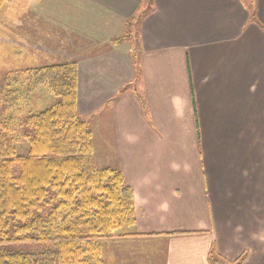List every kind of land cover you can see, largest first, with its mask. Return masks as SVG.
I'll return each mask as SVG.
<instances>
[{
  "label": "crops",
  "instance_id": "crops-1",
  "mask_svg": "<svg viewBox=\"0 0 264 264\" xmlns=\"http://www.w3.org/2000/svg\"><path fill=\"white\" fill-rule=\"evenodd\" d=\"M146 1L1 9H23L26 48L77 62L94 145L134 190L135 225L104 243L110 264H211L212 248L264 264V0H153L136 18Z\"/></svg>",
  "mask_w": 264,
  "mask_h": 264
},
{
  "label": "trees",
  "instance_id": "trees-1",
  "mask_svg": "<svg viewBox=\"0 0 264 264\" xmlns=\"http://www.w3.org/2000/svg\"><path fill=\"white\" fill-rule=\"evenodd\" d=\"M152 2L136 18L151 11ZM28 73L25 93L46 85L56 101L23 122L25 153L0 111V264H110L104 243L135 225L134 190L119 169L92 164V131L78 114V64L52 63ZM5 97L14 101L15 90ZM25 243L36 249H24ZM209 255L211 264L219 261L214 248ZM246 256L231 262L243 264Z\"/></svg>",
  "mask_w": 264,
  "mask_h": 264
},
{
  "label": "rangeland",
  "instance_id": "rangeland-1",
  "mask_svg": "<svg viewBox=\"0 0 264 264\" xmlns=\"http://www.w3.org/2000/svg\"><path fill=\"white\" fill-rule=\"evenodd\" d=\"M5 2L6 0L3 1L0 9ZM16 9L18 8L12 9V7H9L5 10V7H3L0 11V111L2 112L3 117L1 120L10 121L12 125L11 135L16 140L19 152L25 153L28 148V141L24 136L25 127L23 122L30 113L51 106L56 101V97L53 95L51 89L46 85L38 86L30 95L25 93L26 83H28L27 77L29 76L28 70L43 65L52 64L50 61L53 60L51 57L46 55L47 53L41 49L38 44H36L31 49L24 46V24L21 25L17 19L21 20L23 23L25 16L24 12L22 11L23 9L19 12ZM17 22L21 26L18 27L17 30L16 28H11V26L17 27L15 26ZM137 29V19H135L133 22L129 23L127 28L126 33L130 35V38L127 41L128 43L131 44L133 42L132 39L136 35ZM10 35L13 36V38L14 36L19 38L21 41L20 45H11L12 40H10L11 42L9 41ZM36 37L38 39L39 35ZM72 49L74 48L65 47L64 51L72 53ZM139 77L140 75L138 76L136 73L134 74L133 83H135V87L137 86L138 88H140ZM6 89L15 90L16 98L14 101L10 102L12 104L7 102L5 97V94L7 93ZM7 113L13 117L10 118L11 120L4 118L6 117ZM78 114L81 118L88 122L90 127L91 116L82 115L79 109ZM106 159L109 160V158L106 156L105 144H96L95 151L92 154L93 166H99L98 168H103L104 164L106 163ZM34 245L35 244L32 243H25L21 246L24 249L31 250L36 249V246ZM244 253L247 252H243L240 256H242ZM217 258L219 261L215 264H233L231 262L232 260L230 261L222 256H218Z\"/></svg>",
  "mask_w": 264,
  "mask_h": 264
}]
</instances>
